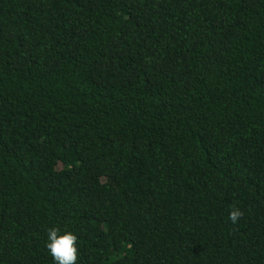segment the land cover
<instances>
[{
  "label": "trees",
  "instance_id": "trees-1",
  "mask_svg": "<svg viewBox=\"0 0 264 264\" xmlns=\"http://www.w3.org/2000/svg\"><path fill=\"white\" fill-rule=\"evenodd\" d=\"M52 228L264 264V0H0V264H55Z\"/></svg>",
  "mask_w": 264,
  "mask_h": 264
},
{
  "label": "clouds",
  "instance_id": "clouds-1",
  "mask_svg": "<svg viewBox=\"0 0 264 264\" xmlns=\"http://www.w3.org/2000/svg\"><path fill=\"white\" fill-rule=\"evenodd\" d=\"M243 215L242 210L234 207L229 214V219L232 223H237ZM78 239V236L72 232L60 234L58 228L48 230L46 248L55 264H78L80 258Z\"/></svg>",
  "mask_w": 264,
  "mask_h": 264
}]
</instances>
